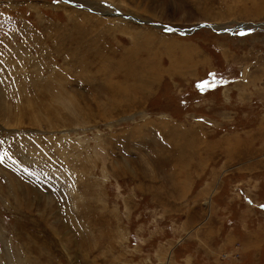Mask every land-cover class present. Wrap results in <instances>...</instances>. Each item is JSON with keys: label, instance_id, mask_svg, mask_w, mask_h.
I'll return each mask as SVG.
<instances>
[{"label": "rangeland", "instance_id": "1", "mask_svg": "<svg viewBox=\"0 0 264 264\" xmlns=\"http://www.w3.org/2000/svg\"><path fill=\"white\" fill-rule=\"evenodd\" d=\"M0 264H264V0H0Z\"/></svg>", "mask_w": 264, "mask_h": 264}, {"label": "water", "instance_id": "2", "mask_svg": "<svg viewBox=\"0 0 264 264\" xmlns=\"http://www.w3.org/2000/svg\"><path fill=\"white\" fill-rule=\"evenodd\" d=\"M257 27H258L257 25L238 24L235 27H233L232 29H230L229 33H233L236 30H238L240 33L251 32L252 30L257 29ZM201 28H210L211 30H213V26H207V25H200V26L196 27L195 29L198 30V29H201ZM195 29H192V30L189 29L188 31H190V33H191V32H194Z\"/></svg>", "mask_w": 264, "mask_h": 264}, {"label": "bare ground", "instance_id": "3", "mask_svg": "<svg viewBox=\"0 0 264 264\" xmlns=\"http://www.w3.org/2000/svg\"><path fill=\"white\" fill-rule=\"evenodd\" d=\"M102 14H103V13H102ZM112 17H113V16H112ZM115 22H116V21H115ZM120 23H122V22H120ZM213 28L215 29V27H213ZM219 28H220V27H219ZM177 30H179V29H177ZM180 30H181V29H180ZM177 32H178V31H177ZM177 32H176V33H177ZM181 32H182V31H181ZM218 32H219V31H218ZM178 33H179V32H178ZM186 33H188V32H186ZM192 33H193V32H192ZM220 33H221V32H220ZM187 35H189V34H187ZM141 36H142V35H141ZM179 49H180V48H179ZM171 50H172V49H171ZM183 53H184V57H183V59H185V58H186L185 56H186L187 54H185V52H183ZM108 81H109V80H108ZM119 87H120V86H119ZM125 88H126V87H125ZM120 90H121V89H120ZM125 90H126V89H125ZM144 115H145V114H144Z\"/></svg>", "mask_w": 264, "mask_h": 264}]
</instances>
